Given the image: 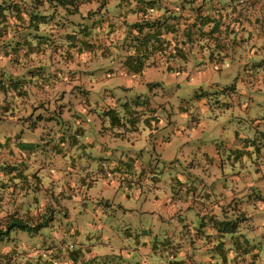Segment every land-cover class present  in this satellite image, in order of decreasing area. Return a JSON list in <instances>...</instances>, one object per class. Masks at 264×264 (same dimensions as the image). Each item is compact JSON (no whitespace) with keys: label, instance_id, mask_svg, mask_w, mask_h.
<instances>
[{"label":"crops","instance_id":"obj_1","mask_svg":"<svg viewBox=\"0 0 264 264\" xmlns=\"http://www.w3.org/2000/svg\"><path fill=\"white\" fill-rule=\"evenodd\" d=\"M9 2L10 4H5L6 17L0 23V122H10L5 125V133L10 126L19 128V120L28 116L24 115L25 111L29 109L30 112L35 104L43 100V90L38 84L27 86L24 83L23 75L28 67L36 69L45 62L54 66L64 65L71 74L65 76L63 82H72L74 87L81 84V77L78 75L80 70H89V67L96 64L97 67H106L105 71L111 72V75L115 73L118 78H139L136 85H158L151 82L152 79L144 78L152 76V73L159 76L165 74L169 82H175L179 77V83L186 90L185 94H197L200 90L210 89L221 95L207 100L196 99L193 104L198 105L191 110L182 107L188 103L186 97L178 106L179 113L160 119L161 117L155 118L148 113L152 106L146 113L141 114L129 108L123 114L121 98L117 97L116 90L110 89V96L104 103L105 121L118 130L115 135L122 140L121 146L127 150L125 157L121 153L119 163L137 170L140 178L148 181V185L152 183L141 161L142 156L137 155V133L140 134L138 122H143L150 128V135H157L154 140L151 137L149 140L158 145L162 154L166 151H178L183 154L180 160L185 165L202 171L217 172L225 168L229 172L236 167L241 169L237 176L231 172L233 177L230 179L223 174H215L218 178H195L199 188L188 189L183 197L170 194L167 192L169 190L159 193L154 189L144 194L139 191L132 195L130 190L121 189L126 184L125 181L109 178L115 177L114 174H105L101 181L94 180L101 183V188L95 195H90L86 192L87 189L76 195L72 177L68 178L60 171L48 178L42 175V166L29 157L32 143H20L18 134H0V217H28L36 222L41 216L47 215L51 216L48 227L53 226L57 217H65L71 222L73 215L84 213L85 217L97 219V229L112 233V240L115 241L106 243L105 247H100L102 243H99L93 249L80 245L79 252L74 254H71L70 245L65 243L60 246L40 244L34 249L33 244L25 243L18 247L20 256L15 260L16 263L86 264L93 259L122 258L125 253L135 249H130L120 233L112 227L115 225L113 221L107 223L100 220L104 214L103 207L107 211L117 207L124 214L138 213L157 219V236L164 240L162 250L166 252L162 256L167 257L166 264H209L199 256L202 253L196 251L198 256L188 257L181 246L176 245L175 241L181 231L196 232L197 227L187 217L189 211L194 208L197 218L202 219V226H199L201 228L198 231L200 235L196 239L199 248L194 249L203 250V232L213 235L218 231L217 221L213 222L212 218L220 214L222 202H211V198L215 197L216 190L222 198L225 197L227 187L220 185L222 181H230L232 184L226 197L231 200H250L254 196L259 198L258 210L263 208L259 196H264V75H261L264 72V25L257 30L251 44V40L247 39L249 22L244 20L246 9L231 4H193L190 7L194 9L192 12L186 10L187 4H177L178 10L171 11L170 4H131L127 13L123 12L119 4H107L99 11H96L99 4H80L77 11L69 14L64 13L56 4H41L33 9L30 4L15 6L12 4L15 0ZM17 8L18 13L15 11ZM144 19L156 23V32L160 35L156 42H148L146 50L139 48L138 52L146 56V67L140 75L132 76L126 74L122 65L125 56L135 53L134 48L127 52L124 46L126 25ZM110 22L115 24V30L111 33L106 29ZM172 23L177 24L176 35L167 34L160 27ZM91 24L95 26L93 29ZM76 26L80 29L87 27V32L76 37ZM189 28L191 31L187 36ZM91 30L99 35L98 45L93 49H86L80 41H90L91 35L85 34ZM114 65L115 69H110ZM53 76L51 81H46L49 85L45 89L56 92L61 82L56 74ZM200 104L203 109L199 108ZM145 132L148 131L143 133ZM74 135L75 140L82 139L83 130H77ZM58 138L64 141V136ZM148 143L145 140V145ZM97 150L102 152L100 146ZM128 160L133 164L129 165ZM248 168L252 172L251 178L248 177ZM113 170L119 172L117 167ZM213 173L214 171L207 172L209 175ZM185 182L186 180L184 184ZM91 183L87 187L90 188ZM238 185L242 187L238 188ZM110 188L121 190V195L111 198L107 193ZM101 202L104 203L103 207ZM181 214L184 221L179 218ZM106 216L110 218L107 213ZM118 226L120 229L121 222ZM141 228L142 231L151 230L144 222L141 223ZM16 232L20 231L13 230L11 233ZM147 239L146 237L147 245L143 246L152 249ZM10 240L9 237L8 241ZM165 242L171 244L167 245ZM136 246H140V242L137 241ZM82 249L86 253L83 254ZM8 250H11L9 245L8 249L4 248V251ZM75 250L77 248L74 246L72 252ZM64 251L67 252L66 255ZM64 255L68 257L67 262L61 258Z\"/></svg>","mask_w":264,"mask_h":264},{"label":"rangeland","instance_id":"obj_2","mask_svg":"<svg viewBox=\"0 0 264 264\" xmlns=\"http://www.w3.org/2000/svg\"><path fill=\"white\" fill-rule=\"evenodd\" d=\"M109 1L110 6H112L114 0ZM181 1L156 0L155 4H170L171 11L178 10L177 4H182ZM219 1L222 2V0ZM88 4L97 3L91 1ZM196 4L219 3L218 0H208L206 2L199 0ZM239 4H243V1L239 0ZM251 4H255L254 8L258 9L261 4H264V0H254ZM105 69L107 68L97 67L96 64L89 67V70L86 68L80 70L81 73H78V75L81 77V84L74 87L75 84L67 81L68 79H66L68 84L63 82L64 77L71 74L64 65L56 64L54 66L50 62H45L36 69L28 67L23 75L24 83L27 86L38 84L43 90L41 96L43 100L35 104L30 112L29 109L25 111L24 115L28 116L19 120L18 126L20 129L10 126L5 133V128H7L5 125L10 124V122L7 120L1 121L0 134H9V136H12V133L15 136L18 134L17 139L20 143L25 145L32 143V152L29 157L33 162L42 166L40 169L42 175L48 178L60 171L66 177H72L75 182L74 191L76 195L85 189L90 195L98 193L101 183L94 182V180L101 181L105 174H114L115 177L109 178L125 181L126 184H123L121 189L123 191L130 190L132 195L137 194L139 191L144 194L147 193L146 191L154 189L159 193L169 190L167 192L170 194L183 197L188 193V189L192 187L193 189L199 188V183L194 180L195 178L207 176L218 178V175L215 174H219V176L223 174L225 178L230 179L233 177L232 173L237 176L238 172H241L238 167L229 172L225 168L219 169L217 172H215L216 170L202 171L194 166L185 165L180 160L183 154H179L178 151L171 153L166 151L162 154L159 152L158 145L152 144L149 140L150 137L151 140H154L157 135H150V128L148 129L143 122H138L140 134L137 133L139 136L137 155L142 156L141 161L147 171V177L152 179V183L148 185V181L146 182L143 178H140V173L132 169L131 166L120 164L121 153L123 152V157H125L127 150L124 146H121V139L115 135L118 130L113 129L105 121L106 115L104 114V110H106L104 103L110 96V89L111 91L116 90L117 97L121 98L120 107L123 114L129 108L137 110L141 114L146 113L148 108L152 106L148 113L155 118L161 117L160 119H166L169 115L179 113L178 106L181 100L186 97H188V103L183 104L182 107L191 110L198 105L193 104L196 99H213L220 96L221 93L209 89L200 90L197 94H185L186 90L179 83V77L175 82H169L165 74L159 76L156 73H152V76L148 75L144 80L152 79L151 82L158 83V85H136V82L140 80L139 78L133 79L124 76L118 78L115 73L111 75V72L105 71ZM110 69H115V65ZM54 74L61 82L59 83V90L56 92L47 91L45 87L49 84L46 81H51ZM261 75H264V72H261ZM30 103L31 97L28 99V104ZM199 108L203 109L204 107L200 104ZM14 113H17V111H14ZM144 115L148 116L147 114ZM80 129L83 130V137L75 140L74 133ZM144 131L148 132L143 133ZM59 136H64V141H61L58 138ZM70 137L74 138L70 139ZM145 140H148V145H145ZM98 146L102 148V152L97 150ZM127 163L129 165L133 164L129 160ZM114 167L119 168V172L113 170ZM208 171L209 173L214 171V173L209 175L207 174ZM248 171V177L251 178L250 168H248ZM220 179L223 180L222 177ZM184 180H186V184H184ZM90 182H92V186L89 188L87 185ZM215 185H226L227 187L224 198L218 194L217 190L215 191V197L211 198V202L214 200L222 202L220 214L212 218L213 222L217 221V233L210 235V233L203 232L205 235L203 236L204 248L203 250H195L194 248H199L196 239L200 235L198 231L201 228L199 226H202V219L197 218L196 210L192 208L187 217L197 227L196 232L181 231L180 236L175 241L176 245H180L182 251L188 257L198 256L197 252L202 253L199 256L203 257V260L208 261L209 264H264V196H259L263 208L258 210L259 198L251 196L250 200L248 198L231 200L228 196L226 197V194H229V190L232 188L230 181L225 180L220 185ZM240 186L237 187L240 188ZM107 193L111 198H118L122 191L110 188ZM100 205L103 207L104 203L101 202ZM224 210L225 213L223 214L222 211ZM102 211H104V214L100 217V220L107 223L110 220L113 221L115 225L112 227L120 233L128 247L135 250L125 253L122 258H99L86 264L113 262L121 264H166L167 257L162 256V253L166 252L162 250L164 240L157 236V219H154L151 215L138 213L124 214L125 212L118 211L117 207L111 211H107L103 207ZM106 213L110 215V218L106 216ZM85 216L84 213L73 215L71 222L70 219L67 220L65 217H57L53 226L50 225L38 231L33 229L31 232L12 233L8 245L13 248L14 246L20 247L25 243L27 245L33 244L32 249H34V247H39L40 244L60 246L65 243L70 245V251H72L74 246L77 249L80 245L93 249L98 247L99 243H102L100 247H105L106 243L115 242L112 240L114 236L112 233L97 229L99 226L97 219L93 220L91 217ZM179 218L184 221L182 214L179 215ZM44 220H47V218L44 217L42 221ZM120 222L121 227L119 229L118 224ZM142 222L150 226L151 230L149 232L142 231ZM86 225H89V227ZM208 235L210 237H207ZM146 237L152 249L143 246L144 244L147 245V242H145ZM137 241L140 242V246H136ZM165 243L167 245L171 244ZM42 247L44 250L46 249L44 246ZM5 248L8 249V246ZM82 252L83 254L86 253L84 249H82ZM66 253L64 251L65 255ZM65 255L61 258L67 262L68 257Z\"/></svg>","mask_w":264,"mask_h":264},{"label":"trees","instance_id":"obj_3","mask_svg":"<svg viewBox=\"0 0 264 264\" xmlns=\"http://www.w3.org/2000/svg\"><path fill=\"white\" fill-rule=\"evenodd\" d=\"M92 0H15L14 3L15 6H18L19 4H30V6L35 9L41 4H56L64 13L72 14V12L77 11L78 6L80 4H88ZM95 3L100 4V6L97 8L96 11H99L101 7H104L107 4H110L109 0H94ZM199 0H182V4H187V11L192 12L193 4H196V2ZM208 1V0H200ZM243 1V4H239V0H222L220 2L218 0L219 4H231L235 7L240 6L246 9V14L244 15V20L246 22H249V30H248V40H251V44L254 42V37L256 36L257 30L261 29L262 24L264 25V4H261V6L257 9L254 8L255 4H251L254 0H240ZM156 0H114V4H119L123 8V12L127 13L131 9V4H155ZM245 3V4H244ZM5 4H10L9 0H0V23H2L1 19L6 17L5 11L6 6ZM185 7V8H186ZM15 11L18 13V8L15 9ZM92 14V12H90ZM249 14V15H248ZM253 20V21H252ZM126 23V22H124ZM98 24V23H97ZM96 24V25H97ZM91 29H93L94 24H91ZM163 28L164 32L170 35H176L177 32V24H169L160 26ZM194 27V25H193ZM192 27V28H193ZM111 33L115 30V24L110 22L107 25V28ZM156 23L149 22L148 20H141L140 22L127 24L126 25V31H125V37H124V46L127 48V52L134 48V54H130L125 56L124 60L122 61V65L124 68V71L128 75H140L145 65V54H140L139 48H144L146 50L148 42L151 40L153 42H156L157 37L160 35L156 32ZM187 36L189 35V32L191 31V28L187 29ZM87 32V27H83V29H80L79 26H76V37L81 34ZM108 33V34H109ZM85 35H91L90 41L87 40H81L80 43L82 47L86 49H93L98 45L99 41V35L97 32H94L91 30ZM83 39V38H82ZM76 40V38H75ZM76 43L78 41L76 40ZM44 217L47 218V220H44ZM51 216H41L38 218L36 222L32 220L31 218H20V217H0V264H17L15 260H17L20 256V251H18V246L11 247V251H5L4 248L8 246V239L11 232L13 230H17L20 232H31L33 229L36 231L41 230L45 227H47V224L50 222ZM35 224H34V223ZM11 233V234H10ZM10 247V246H9ZM6 250V249H5ZM79 249L75 251H71V254L78 253ZM14 260V261H13ZM71 260V259H70ZM13 261V262H12ZM71 261H75L72 259ZM12 262V263H11ZM173 263V262H172Z\"/></svg>","mask_w":264,"mask_h":264}]
</instances>
